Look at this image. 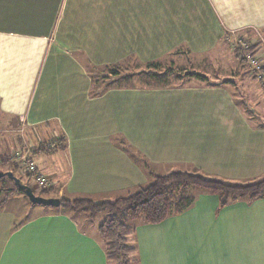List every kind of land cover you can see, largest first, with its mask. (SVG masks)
<instances>
[{
	"label": "crops",
	"instance_id": "crops-1",
	"mask_svg": "<svg viewBox=\"0 0 264 264\" xmlns=\"http://www.w3.org/2000/svg\"><path fill=\"white\" fill-rule=\"evenodd\" d=\"M254 29L264 31V0H0V151L62 139L32 156L61 199L113 201L164 168L260 179L264 84L236 77L223 51L225 34ZM171 56H198L219 74L166 86L112 74L110 84L112 66ZM23 199L0 205V264H110L89 211L10 206ZM196 199L137 227L138 264H264V197Z\"/></svg>",
	"mask_w": 264,
	"mask_h": 264
},
{
	"label": "trees",
	"instance_id": "trees-1",
	"mask_svg": "<svg viewBox=\"0 0 264 264\" xmlns=\"http://www.w3.org/2000/svg\"><path fill=\"white\" fill-rule=\"evenodd\" d=\"M237 55L241 62L247 64L244 57H240L238 52ZM158 65L159 61L151 62L148 66L157 67ZM118 72L115 70L113 73L118 75ZM189 75L203 80L207 78L206 75L197 72ZM29 159L32 160L31 156ZM18 169H20V162ZM6 176L7 174L0 176V180ZM193 188L218 194L221 204L225 205L231 200L242 197L250 199L264 197V177L232 183L196 170L174 169L165 174H152V180L148 184L140 186L129 192L127 196L115 201L95 202L88 198L64 197L61 207L65 210H87L93 217L102 211H107V218L99 226V236L106 247L110 264H138L137 246L133 238L135 223L156 224L171 215L184 212L195 201V195L190 192ZM12 190L8 193L5 188H0V193L4 192L5 196L0 205L10 197V194L24 193L18 187Z\"/></svg>",
	"mask_w": 264,
	"mask_h": 264
},
{
	"label": "rangeland",
	"instance_id": "rangeland-1",
	"mask_svg": "<svg viewBox=\"0 0 264 264\" xmlns=\"http://www.w3.org/2000/svg\"><path fill=\"white\" fill-rule=\"evenodd\" d=\"M234 37H237L239 39V37L241 38H245L248 42H252L250 45V50L253 52L257 51L256 49H260L264 51V31L259 30V29H254L252 31H248V33L244 34L243 36L238 35L237 32L235 31H231L228 32L227 34H225L224 36V43H225V47H224V54L230 55V57H232V64H236L239 67L241 66L242 71H240L241 69H239L237 67V76L236 77H240L241 75L244 76H248L247 78L252 80V78L254 77L251 73V68L249 64H245L243 62H241L238 54L240 55V57H244L243 56V52H244V48L241 47L240 45H236V39H234ZM176 56V55H174ZM166 57L165 59L159 61V65L157 67L154 66H148L149 63L146 64H142L139 63L138 61H134V59H130V61H126L123 64H120L118 66H112L110 67V70H107L109 75H110V84H112L111 82L114 80L112 78V74H114L113 72L115 70H117V72L119 73V77L117 79V83H122L125 85H152V86H166V85H174L177 83H180L184 78L189 76V72L188 70L190 68H192L193 71L195 72H204V73H210V75L214 74H219L218 68L211 66V65H205L202 64L201 58L200 57H193L190 58L186 57V56H181V57ZM174 60L176 63H174ZM225 60V61H224ZM189 61V63H188ZM226 61H228V59H223V63H226ZM158 62V61H156ZM151 63V62H150ZM245 64V66H244ZM186 66H189L190 68H186ZM183 68V69H182ZM245 74V75H244ZM109 77V76H108ZM107 77V78H108ZM109 79V78H108ZM241 79V78H240ZM254 79H256V77H254ZM106 81V80H104ZM242 81V79H241ZM109 83V82H108ZM245 85L248 86V88L250 87L249 82H244L243 85L239 86L238 88H236V90L239 92H236L237 95H241L243 96L244 93H241L240 91H242L244 89V87H246ZM242 89V90H241ZM245 90V89H244ZM246 91H248L246 89ZM246 109H248L247 111H249L250 113L251 110L245 106ZM54 136L47 138V142L44 143H37L35 144L34 147H36V150L34 147H30L27 145V147L25 149H15L14 148V152H11L9 150L3 152L0 151V171L2 172H8V171H15V175L18 176L21 181L24 184H27L29 186H31L34 189V192L37 195L43 196V197H58V196H51L52 194H54L55 189L52 187L51 184H49L48 182H46L45 184H42V180L43 178H45V176L39 171V169H37L35 167V171L28 173L29 171L26 169L29 167V165L34 162L32 159V156L41 152V150H52L54 148V144L55 146L59 144L60 140L62 139H58L55 140V137L53 139ZM36 141V140H34ZM23 147H25V145H23ZM34 149V150H33ZM29 156H31V159H29ZM26 160V165L27 167H23L20 166V169H18L19 166V162ZM29 161V162H28ZM25 162V161H24ZM62 162V161H60ZM22 167V168H21ZM64 167H66L64 164L61 165V171L64 172ZM30 169H32L31 167H29ZM188 168V167H187ZM181 168L182 170H189V171H193L194 169L192 168ZM27 171H26V170ZM180 169V168H179ZM172 170H167V168H164L162 170H159V172L165 174V173H169ZM51 185V186H50ZM0 188H5L6 191L9 193L10 191H13L12 189H16L17 185L15 183V181L10 178L9 176L4 177L3 179L0 180ZM10 190V191H9ZM190 192H192V194L195 195V198L199 199L201 197V194H204L207 191H204L202 189L199 188H193L190 190ZM189 193V192H187ZM21 195L22 198H24L23 200L26 201V205H24L22 203V201H17L14 204L10 205L13 208H17L18 210H29V211H23V212H28L31 213L33 211V209H30L32 206L37 207V208H43L45 207L44 205H39V204H33L30 199L24 194V193H20V192H16V193H12L10 194V196H14V195ZM60 198V197H59ZM120 198V197H118ZM116 198V199H118ZM114 199V201L116 200ZM196 199V200H197ZM62 200V199H61ZM101 201V199H97L95 200V202H99ZM24 202V201H23ZM33 204V205H31ZM193 205V204H192ZM191 205V206H192ZM212 204H209L207 206V208H209ZM190 206V209H196V207L193 205L192 207ZM50 207V206H47ZM24 208V209H23ZM197 210H202V207L197 208ZM76 216H80L79 214H76ZM25 217V216H24ZM107 218V211H102L100 213H98L93 222V226L98 225L103 223V221ZM81 221H84V219L81 217L80 218ZM83 223V222H81ZM84 224V223H83ZM141 224H145V223H141V222H136L135 223V228L137 229V227ZM86 225V224H85ZM136 229H135V234H136ZM134 238V243L137 244V236H133ZM140 263V262H139Z\"/></svg>",
	"mask_w": 264,
	"mask_h": 264
},
{
	"label": "built area",
	"instance_id": "built-area-1",
	"mask_svg": "<svg viewBox=\"0 0 264 264\" xmlns=\"http://www.w3.org/2000/svg\"><path fill=\"white\" fill-rule=\"evenodd\" d=\"M234 39H236V43H237L236 45H240L241 47L244 48L243 56L247 60V64L250 65L252 75L256 77L258 81L264 84V51L260 49H256L257 51L252 52L250 50V45L252 42H248L245 38H241V37H239V39L237 37H234ZM24 161L22 162L20 161V166L27 167L26 165L27 162L26 160ZM29 167H31L32 169H30ZM29 167L26 168L28 171H32L36 173L35 171L36 165L34 162H32L29 165ZM46 182H47V178L45 177L43 178L41 183L45 184Z\"/></svg>",
	"mask_w": 264,
	"mask_h": 264
},
{
	"label": "water",
	"instance_id": "water-1",
	"mask_svg": "<svg viewBox=\"0 0 264 264\" xmlns=\"http://www.w3.org/2000/svg\"><path fill=\"white\" fill-rule=\"evenodd\" d=\"M7 174L10 178H12L17 187L21 189L24 194L30 199V201L33 204H39V205H44V206H50V207H59L61 206L62 200L59 197H43L40 195H37L34 190L32 189L31 186L24 184L21 179L14 174L12 171L8 172H0V176H4Z\"/></svg>",
	"mask_w": 264,
	"mask_h": 264
}]
</instances>
